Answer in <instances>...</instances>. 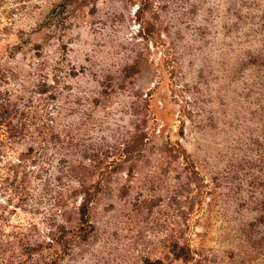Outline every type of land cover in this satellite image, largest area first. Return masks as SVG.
<instances>
[{
	"label": "rangeland",
	"instance_id": "374dc122",
	"mask_svg": "<svg viewBox=\"0 0 264 264\" xmlns=\"http://www.w3.org/2000/svg\"><path fill=\"white\" fill-rule=\"evenodd\" d=\"M0 264H264V0H0Z\"/></svg>",
	"mask_w": 264,
	"mask_h": 264
}]
</instances>
